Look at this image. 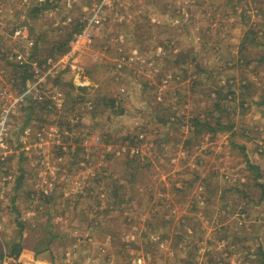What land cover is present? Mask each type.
<instances>
[{"label":"rangeland","instance_id":"374dc122","mask_svg":"<svg viewBox=\"0 0 264 264\" xmlns=\"http://www.w3.org/2000/svg\"><path fill=\"white\" fill-rule=\"evenodd\" d=\"M0 160V264H263L264 0H0Z\"/></svg>","mask_w":264,"mask_h":264},{"label":"trees","instance_id":"16d2710c","mask_svg":"<svg viewBox=\"0 0 264 264\" xmlns=\"http://www.w3.org/2000/svg\"><path fill=\"white\" fill-rule=\"evenodd\" d=\"M36 10H43V8H37ZM66 41V40H65ZM70 41V39L68 40V41H66V43H64V44H62L61 45V47L56 51V54L57 53H60L61 51H65L66 50V45H67V43ZM17 66H21V67H23V66H27V65H18V64H16ZM28 67V66H27ZM27 79L25 78V80L22 82L23 83V87H25L26 88V81ZM73 88H75V85H73ZM82 90V89H81ZM232 94V93H231ZM225 97H227V95L225 96ZM111 101V103L114 105L115 104V101L114 100H110ZM42 103V102H41ZM220 106V104H218V107ZM195 121H196V126L198 127L197 129H196V132H201L202 131V129H204L206 126H207V124H206V121L205 122H202L201 120L199 121L198 120V118L196 117L195 118ZM208 121V120H207ZM209 123V122H208ZM135 157H133L132 159H134ZM5 162V160L4 161H1L0 160V163L1 164H3ZM132 162H134V160L132 161ZM135 163V162H134ZM247 163L249 164L250 162L247 160ZM6 172H7V170H6ZM117 191V190H116ZM117 193V192H116ZM43 196L45 197V199H43L42 201H43V203L45 204V206H49L50 205V203L53 201V197L51 196V195H48V194H43ZM20 252H17V254H19ZM263 255H264V253H263ZM263 264H264V258H263Z\"/></svg>","mask_w":264,"mask_h":264}]
</instances>
